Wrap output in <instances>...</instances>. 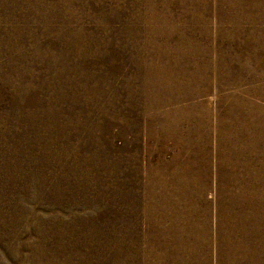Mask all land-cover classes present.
<instances>
[{"label": "rangeland", "instance_id": "1", "mask_svg": "<svg viewBox=\"0 0 264 264\" xmlns=\"http://www.w3.org/2000/svg\"><path fill=\"white\" fill-rule=\"evenodd\" d=\"M0 264H264V0H0Z\"/></svg>", "mask_w": 264, "mask_h": 264}, {"label": "bare ground", "instance_id": "2", "mask_svg": "<svg viewBox=\"0 0 264 264\" xmlns=\"http://www.w3.org/2000/svg\"><path fill=\"white\" fill-rule=\"evenodd\" d=\"M42 1V0H41ZM35 3V2H34ZM31 7V6H30ZM67 7V6H66ZM63 12V11H62ZM38 15V14H37ZM30 90V89H29ZM33 91V90H32ZM44 106V105H43ZM159 112V111H158ZM170 112V111H169ZM152 113V112H151ZM163 113V112H162ZM170 114V113H169ZM161 116H163V115H161ZM180 124V123H179ZM177 125V124H176ZM152 126V125H151ZM164 126V125H163ZM177 126H179V125H177ZM88 127V126H87ZM181 127V126H180ZM153 129H155V128H153ZM181 129V128H180ZM156 130V129H155ZM148 131V130H147ZM152 131V130H151ZM154 132V131H153ZM158 133V132H157ZM179 133V132H178ZM153 134V136L155 135V133H152ZM168 136V135H167ZM169 137H171V136H169ZM151 138V137H150ZM153 138V137H152ZM172 138V137H171ZM168 140V139H167ZM166 140V141H167ZM152 141V140H151ZM92 143V142H91ZM176 143H178V142H176ZM178 147H179V145H178ZM181 147V146H180ZM176 158V157H175ZM175 160V159H174ZM178 160V159H177ZM179 181H181V180H179ZM131 196V195H130ZM257 197V196H256ZM182 204V203H181ZM250 205V204H249ZM179 210H180V208H179ZM175 211V210H174ZM170 212V211H169ZM258 214V213H257ZM173 217V216H172ZM163 223V222H162ZM169 224V223H168ZM175 224V223H174ZM194 224V223H193ZM196 224V223H195ZM194 224V225H195ZM177 225V224H176ZM179 225V224H178ZM242 225V224H241ZM164 226V225H163ZM172 227H173V225H172ZM240 227V226H239ZM168 229V228H167ZM179 229V228H178ZM197 229V228H196ZM234 229V228H233ZM239 230V229H238ZM166 231V230H165ZM176 232V231H175ZM188 232V231H187ZM232 234H233V232H232ZM192 235V234H191ZM206 235V234H205ZM171 236V235H170ZM224 236V235H223ZM222 236V237H223ZM229 236V235H228ZM227 236V237H228ZM235 236H237V235H235ZM243 236V235H242ZM164 237V236H163ZM230 237V236H229ZM241 237V236H240ZM173 238V237H172ZM178 238V237H177ZM206 238V237H205ZM218 238V237H217ZM235 238V237H234ZM244 238V237H243ZM180 239V238H179ZM227 239V238H226ZM233 239V238H232ZM236 239V238H235ZM245 239V238H244ZM178 240V239H177ZM183 240V239H182ZM223 240V239H222ZM221 240V241H222ZM229 240V239H228ZM252 240V239H251ZM155 241V240H154ZM224 241V240H223ZM243 241H245V240H243ZM151 242V241H150ZM189 242V241H188ZM196 242V241H195ZM235 242V241H234ZM240 242V241H239ZM260 242V241H259ZM262 242V241H261ZM222 243V242H221ZM230 244V243H229ZM150 245H152V244H150ZM159 245V244H158ZM154 246V245H153ZM162 247V246H161ZM170 247V246H169ZM224 247V246H223ZM242 247V246H241ZM260 247V246H259ZM156 248H157V246H156ZM231 248V247H230ZM170 249H172L171 247H170ZM176 249V248H175ZM251 249V248H250ZM230 250V249H229ZM246 250H247V248H246ZM184 251V250H183ZM237 251V250H236ZM248 251V250H247ZM167 252V251H166ZM261 253H262V251H260ZM255 253V252H254ZM222 254V253H221ZM246 254V253H245ZM241 255V254H240ZM258 255V254H257ZM221 256V255H220ZM256 256V255H255ZM261 256V255H260ZM251 257V256H250ZM203 258V257H202ZM233 258V257H232ZM222 259V258H221ZM235 259V258H234ZM239 259V258H238ZM246 259V258H245ZM181 260V259H180ZM244 260V259H243ZM251 260V259H250ZM242 261V260H241ZM223 262V261H222ZM239 262V261H238ZM244 262V261H243ZM263 263V262H262Z\"/></svg>", "mask_w": 264, "mask_h": 264}]
</instances>
